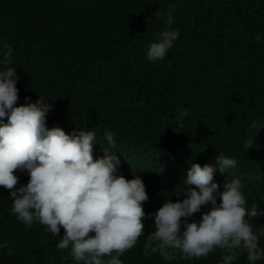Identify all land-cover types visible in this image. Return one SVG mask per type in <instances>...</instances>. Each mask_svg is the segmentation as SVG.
I'll return each instance as SVG.
<instances>
[{
	"label": "trees",
	"instance_id": "16d2710c",
	"mask_svg": "<svg viewBox=\"0 0 264 264\" xmlns=\"http://www.w3.org/2000/svg\"><path fill=\"white\" fill-rule=\"evenodd\" d=\"M169 9L179 39L163 61L150 63L144 47L169 27ZM0 41L13 49L17 106L39 94L50 100L47 127L94 131L101 144H94V159L104 156L103 133L110 130L117 174L135 173L146 185V213L167 198H185L175 194L191 164H212L219 153L237 161L214 174L219 191L239 178L248 206L264 209V128L250 127L264 120V0H0ZM181 109L189 115L178 123ZM249 138L254 146L247 150ZM16 174L17 186L28 182ZM9 192L0 187V242L8 241L13 254L0 249V264H74L44 226L28 229L10 215ZM153 223L145 221V236ZM251 223L261 227L264 216ZM144 239L123 264H219V250L199 260L145 258ZM235 264H247L245 255Z\"/></svg>",
	"mask_w": 264,
	"mask_h": 264
},
{
	"label": "clouds",
	"instance_id": "9594fccd",
	"mask_svg": "<svg viewBox=\"0 0 264 264\" xmlns=\"http://www.w3.org/2000/svg\"><path fill=\"white\" fill-rule=\"evenodd\" d=\"M172 11L165 20L169 27L144 47L150 63L163 61L179 39V30L170 27ZM12 65L13 49L0 41V187L10 190L8 211L18 222L28 229L44 226L51 238L58 237L55 248L67 250L74 264H123L121 257L141 237L145 258L199 260L219 250V264H235L241 255L247 264L264 260V225L254 229L251 223L264 216V209L248 206L239 178L227 180L222 192L214 182L217 171L225 174L237 166L235 158L219 153L212 164L192 163L175 194L185 198H167L154 213H146L149 196L142 178L117 174L121 161L114 134L104 130L108 147L101 146L104 156L94 159V144H100L94 131L48 128L53 103L39 94L17 106L20 77ZM187 115L189 110L181 109L177 122ZM250 127L259 132L264 120H253ZM253 146L252 138L244 142L247 150ZM17 172L28 176L25 185L17 186ZM196 213L200 217L192 219ZM149 218L153 230L145 236ZM0 249L13 254L8 241L0 242Z\"/></svg>",
	"mask_w": 264,
	"mask_h": 264
}]
</instances>
